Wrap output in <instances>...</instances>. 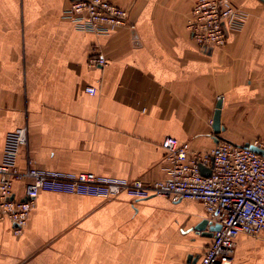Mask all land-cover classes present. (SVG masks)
<instances>
[{"label": "crops", "instance_id": "1", "mask_svg": "<svg viewBox=\"0 0 264 264\" xmlns=\"http://www.w3.org/2000/svg\"><path fill=\"white\" fill-rule=\"evenodd\" d=\"M71 1L0 0V152L23 128L34 167L150 184L167 178V137L192 152L264 138V0H232L248 20L218 49L188 30L198 0H108L130 14L109 34L64 19ZM213 225L197 201L43 192L21 236L0 223V264H198ZM236 243L234 264H264V233Z\"/></svg>", "mask_w": 264, "mask_h": 264}, {"label": "built area", "instance_id": "2", "mask_svg": "<svg viewBox=\"0 0 264 264\" xmlns=\"http://www.w3.org/2000/svg\"><path fill=\"white\" fill-rule=\"evenodd\" d=\"M84 32L109 34L129 24L130 14L108 0H73L63 12ZM247 14L232 0H198L192 10L188 30L205 49L226 46L230 34L243 30ZM91 66H106L97 54ZM90 95L95 88H87ZM28 133L17 129L6 136L0 152V223L8 221L21 236L38 197L43 192L91 196L103 199L128 195L136 200L163 197L174 202L197 201L208 217L221 228L214 232L211 245L198 264H234L236 241L241 234L264 233V156L225 139L208 152H192L188 144L174 137L162 143L167 178L150 184L144 181L102 176L92 172H64L34 167L26 148ZM252 145L264 150V141ZM20 158L26 164L20 168ZM201 167L211 170L204 176ZM24 186V197L17 198L15 185Z\"/></svg>", "mask_w": 264, "mask_h": 264}, {"label": "water", "instance_id": "3", "mask_svg": "<svg viewBox=\"0 0 264 264\" xmlns=\"http://www.w3.org/2000/svg\"><path fill=\"white\" fill-rule=\"evenodd\" d=\"M222 100H220L217 104L216 107V111H215V116H214V120H213V128L216 134L220 135L223 131V127H222V123H221V115H222ZM246 147L250 148L251 150H253L256 153L261 154L262 156H264V150L260 149L252 144H246ZM201 171L202 174L204 176H210L211 174V170L205 169L204 167H201ZM208 224V221L203 222L202 225L199 227L200 230L204 229V227H206V225ZM221 228V226L219 224L213 225L210 229V237L214 236V232L218 231Z\"/></svg>", "mask_w": 264, "mask_h": 264}, {"label": "rangeland", "instance_id": "4", "mask_svg": "<svg viewBox=\"0 0 264 264\" xmlns=\"http://www.w3.org/2000/svg\"><path fill=\"white\" fill-rule=\"evenodd\" d=\"M257 141H264V138H258Z\"/></svg>", "mask_w": 264, "mask_h": 264}]
</instances>
